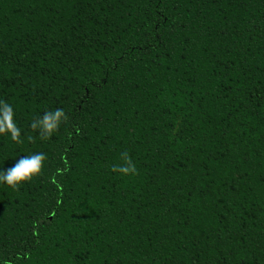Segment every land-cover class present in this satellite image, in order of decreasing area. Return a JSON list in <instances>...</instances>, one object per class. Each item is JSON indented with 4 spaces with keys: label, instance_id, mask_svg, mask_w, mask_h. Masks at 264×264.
<instances>
[{
    "label": "trees",
    "instance_id": "obj_1",
    "mask_svg": "<svg viewBox=\"0 0 264 264\" xmlns=\"http://www.w3.org/2000/svg\"><path fill=\"white\" fill-rule=\"evenodd\" d=\"M0 103V264H264V0H0Z\"/></svg>",
    "mask_w": 264,
    "mask_h": 264
},
{
    "label": "clouds",
    "instance_id": "obj_2",
    "mask_svg": "<svg viewBox=\"0 0 264 264\" xmlns=\"http://www.w3.org/2000/svg\"><path fill=\"white\" fill-rule=\"evenodd\" d=\"M0 110L4 121L7 122L6 128H0V132L8 131L13 141H16L19 137V129L12 123V109L9 105L0 103ZM64 118V113L60 109H56L53 112H46L39 121L33 123L31 127H39L40 132L47 138ZM45 157L42 153L34 155L24 156L18 159L13 166L6 170L0 171V183L16 188L23 182L29 181L34 176L40 173L42 168V162ZM113 171H119L122 174L134 173V167L129 163L128 166H120L114 168Z\"/></svg>",
    "mask_w": 264,
    "mask_h": 264
}]
</instances>
